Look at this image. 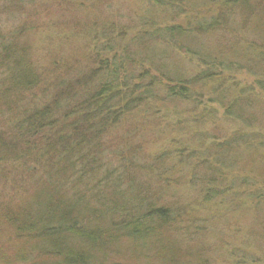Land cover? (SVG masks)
<instances>
[{
  "label": "trees",
  "instance_id": "1",
  "mask_svg": "<svg viewBox=\"0 0 264 264\" xmlns=\"http://www.w3.org/2000/svg\"><path fill=\"white\" fill-rule=\"evenodd\" d=\"M102 1L0 0V229L5 227L12 244L10 255L0 251V264L211 262L214 252L207 249L205 221L212 215L221 218L213 210L214 198L232 194L225 203L235 213L244 207L235 189L248 188L253 201H259L251 209L258 214L264 209V192L255 184L261 178L264 191V135L228 134L212 148L213 139L205 141L202 132L195 133L209 153L200 172L194 168L186 175L184 148L192 146L188 136L174 134L168 140L154 132L159 126L171 129L173 119L181 126L189 117L196 125L213 123L211 103L231 122H259L263 115L248 109L264 100V0H220L211 19L197 21L195 34L165 23L167 18L143 22L140 35L126 43L113 29L78 26L77 14L85 4ZM184 1L154 3L173 18L187 10L181 6ZM60 12L67 22L61 23ZM53 29L58 47L72 31L73 37L91 38L93 48L85 52L89 42L81 43L83 51L72 49L68 59L51 47L37 57L30 33H49L46 39H51ZM200 29L215 30L221 37L226 31L241 34L245 38L235 44L244 45L251 59H241V64L202 59L192 51L202 68L192 82L200 86L196 92L189 89L185 74L167 69L166 63L171 46L177 52L187 49V42L198 44ZM240 66L260 77L249 96L241 91L227 97L214 89L222 85L224 72ZM203 90H212L207 103L202 102L208 96ZM150 146L153 153L147 152ZM241 146L260 161L250 164L238 152ZM212 157L215 162L209 163ZM235 171L239 175L229 178L227 173ZM188 188L202 195L199 202H182ZM258 217L263 224L264 214ZM231 225L215 230V238L222 240ZM239 233L234 228L231 234ZM252 254L238 250L232 258L237 264H264L262 253Z\"/></svg>",
  "mask_w": 264,
  "mask_h": 264
},
{
  "label": "rangeland",
  "instance_id": "2",
  "mask_svg": "<svg viewBox=\"0 0 264 264\" xmlns=\"http://www.w3.org/2000/svg\"><path fill=\"white\" fill-rule=\"evenodd\" d=\"M155 0H103L101 3L95 5L94 3L91 4H85V8L79 12L80 14H77V19L79 24L78 26L81 27L82 25H93L98 30H105L110 31L113 29V31L121 32V40L123 43H126L130 41L132 38H135L134 36H139V31L142 30V25H140L143 22H161L164 20V18H167L165 23L169 25H180L181 28H184L185 30H193L189 32H194V34L198 31H196L197 27L195 24H198L197 21L201 23L202 20H209L212 18V15L215 14V4L219 2L220 0H195L196 6H194L193 2L191 0H185L183 5L187 10L184 11V14L179 11L176 13L175 17L171 18L170 13L168 12V15L164 14L165 12L160 11L159 8H157V4L154 3ZM182 1V0H180ZM97 2V1H96ZM220 5V4H216ZM56 13V12H54ZM54 15L55 18L59 16V13ZM59 19L61 20V23L67 22L63 21L66 20V16L64 17V13L60 12ZM195 15L197 17H195ZM53 16V17H54ZM69 19L71 20L70 16ZM206 22V21H203ZM209 22V21H208ZM70 23V21H69ZM57 24V22H56ZM71 24V23H70ZM164 25V24H163ZM66 26V24H65ZM74 26V25H72ZM76 26V25H75ZM76 26V27H78ZM56 27H59L57 25ZM69 27H71L69 25ZM74 28V27H73ZM242 28V26H241ZM69 30V29H68ZM67 30V31H68ZM64 33V38L66 37V33ZM143 31V30H142ZM79 31H77L78 33ZM241 32H246L241 29ZM33 37V43H35V55L37 57L41 55L40 54H48L50 51V48L52 47V50L54 52H60L66 53L67 58L71 59V52L72 49L75 51L82 52L83 49H81V43H88L87 47L85 48V52L90 51L92 47V40L91 38L84 41L81 38L80 34H77L78 37H73V33L68 32L67 35L69 36V40L64 43L60 44L59 47L54 42L55 36H56V30H52V38L49 39L46 37L49 35V33L40 34V32H34L30 33ZM191 36L193 34H190ZM198 44L193 43V41L187 42L186 45H189V52L184 49L181 51H174L173 46L168 50V59L166 63V68L170 69L175 67V70H178L179 72L185 74V76L188 77V80L190 82L189 89L192 91H196L200 88V86L193 85L195 83V80L198 76L201 75L202 68L197 66V60L193 57V52L199 53L200 58L206 59L207 57H210V59L215 60V58L219 61L221 60H228L231 59L233 62L236 61L237 63L242 62V60H250L251 58H248L250 54L246 53V49L243 45V48L241 49L236 45L235 39L240 40V38H245L241 34L234 37L233 31H226L224 33V37H221L220 33L213 31H204L199 30V34H196V37ZM190 37V36H189ZM74 38V40H73ZM94 37H92L93 39ZM82 41V42H81ZM233 45H236L237 47H233ZM242 44H240L241 46ZM243 50V51H242ZM193 51V52H192ZM191 52V53H190ZM247 54H245V53ZM242 59V60H241ZM45 61V60H44ZM220 69V68H219ZM218 70V69H217ZM172 71V70H171ZM174 71V70H173ZM221 72V69H220ZM150 74H155L152 70H150ZM158 76V74H157ZM224 78L221 82L222 85H217L214 87L215 90L225 91V94L227 97H230L232 95H239L241 94V91H244L247 93V95L250 93V86H252V83L256 80H258L260 77L258 75H255L253 72H248L243 67H237L235 70L224 72V74L220 77ZM255 88V94L256 100L260 99V93L257 87L254 85ZM208 92V96L206 98H202V102H206L209 95L212 93V90H203ZM198 92V91H196ZM204 95V93L202 92ZM251 94V93H250ZM215 95V94H214ZM245 95V94H244ZM249 96V95H248ZM260 96V97H259ZM203 97V96H202ZM215 100V97H214ZM207 103V102H206ZM213 107L214 111L216 109L215 117L212 119L213 123H210L208 125H196L192 119L189 117L187 124H184L183 126L179 125L177 120H170L171 121V129L169 126L161 127L159 126L158 129H155V135L161 137V139H170V137L174 134H177L178 136H184L187 135L188 138L185 139L187 141V145L184 148V157L187 159V163H189V166L187 168V174L192 171V169L196 168L197 172H200L202 170L201 166L205 161L204 157L207 156V148L208 145L205 141L208 139H213L215 142L212 144V148L215 147V145H218L222 142L223 136H226L228 134H231L233 138H236L238 134L244 133V135H256V134H262L264 135V100L261 102H258L256 104L255 108L247 109L249 111L257 112L263 115V117L259 118V122H253L252 124H248L245 126L241 122H231V120H228L224 118L223 110L220 106H218L215 103H211V106ZM172 110V109H171ZM246 109H244L245 111ZM163 111V110H162ZM187 120V119H186ZM242 121V120H241ZM193 123V124H191ZM195 124V125H194ZM261 124V125H260ZM164 125V124H163ZM262 128V129H261ZM176 129V130H175ZM163 131V132H162ZM181 132V133H177ZM203 133L205 141L198 142L194 139L195 133ZM183 133V134H182ZM200 135V134H199ZM177 139V138H175ZM194 139V140H193ZM189 142V143H188ZM235 142V141H232ZM241 142V141H240ZM236 143V142H235ZM242 143V142H241ZM243 146V143H242ZM242 146L239 148L238 152L241 153V155L244 157L246 154L245 150H242ZM154 147L150 146V148L147 149L148 153H153ZM194 153V157H191L190 154ZM246 153V154H245ZM246 159L250 161V164L252 162H258L260 161V156L258 154H252L250 156L246 155ZM190 159V160H189ZM211 161L208 160L209 163H214L215 161L212 158ZM245 159V158H244ZM189 160V161H188ZM212 167V166H211ZM215 171V169H213ZM233 172V173H227L229 178L232 179V176H238L239 172ZM261 178H257L255 181L256 188L259 187V190L261 192L263 189V184ZM258 185V186H257ZM255 188V189H256ZM236 190V197L238 196V199L240 200V203H244L243 210L242 208L237 209L234 213L231 207H228L226 203L228 202L227 198L231 197L232 194L226 195L223 199L219 198L212 201V206H216L215 213H217L216 216H220L223 218H213V215L206 219L205 223V229H208V232L205 234L207 235V241L209 242L210 246L207 247L208 251L210 253L214 252V257L209 261H205L206 264H221L222 262L225 263V261H229L230 264H237V261H233L232 253L237 252L240 250V252L248 254H261L264 255V237L261 239H257L256 235L261 234L264 235V223L260 224L258 221V216H262L264 214V209L261 211L260 214L256 213V211L251 209L252 204H256L259 201L255 202L253 200L255 195L250 194L247 190L248 188H244L241 190ZM240 192V193H238ZM215 194V193H214ZM235 196H233L235 198ZM202 198V195L197 193L196 188L193 190H185L183 194H181V200L182 202H188L190 200L195 201L196 203L199 202V200ZM226 202V203H225ZM201 204V203H200ZM198 206V205H197ZM250 207V208H248ZM230 214H229V213ZM200 214V213H199ZM206 216V215H205ZM256 219V221H255ZM205 220V219H203ZM231 220L230 222L225 224V221ZM232 224V225H231ZM224 225H231L228 230H226L224 237L222 240H219L218 237L215 238V230H221L223 229ZM262 225L263 228H260L259 226ZM234 228H239L240 233L239 234H231ZM5 227H1L0 229V251L4 250L7 255L11 254L12 244L8 241V238L4 236L7 233V230H4ZM231 234V235H230ZM252 254V255H253ZM250 257V256H248ZM252 258V256H251ZM228 264V263H227Z\"/></svg>",
  "mask_w": 264,
  "mask_h": 264
}]
</instances>
